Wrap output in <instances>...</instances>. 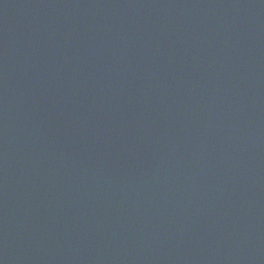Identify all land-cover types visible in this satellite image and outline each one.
I'll return each instance as SVG.
<instances>
[{
	"label": "water",
	"instance_id": "95a60500",
	"mask_svg": "<svg viewBox=\"0 0 264 264\" xmlns=\"http://www.w3.org/2000/svg\"><path fill=\"white\" fill-rule=\"evenodd\" d=\"M0 264H264V0H0Z\"/></svg>",
	"mask_w": 264,
	"mask_h": 264
}]
</instances>
